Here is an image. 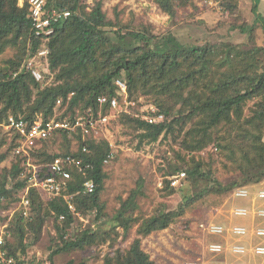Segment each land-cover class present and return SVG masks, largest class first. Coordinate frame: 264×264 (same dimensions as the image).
<instances>
[{"label": "trees", "instance_id": "1", "mask_svg": "<svg viewBox=\"0 0 264 264\" xmlns=\"http://www.w3.org/2000/svg\"><path fill=\"white\" fill-rule=\"evenodd\" d=\"M156 2L170 18L175 17V0ZM190 3L191 0H180L178 5L186 7ZM222 5L230 12L238 8L237 0ZM46 8L70 13L68 19L55 26V33L48 40L33 35L28 0L22 6L19 0H0V54L8 47L17 51L0 68V125L10 116L33 122L37 118L64 120L68 113L72 115L68 120L74 122L90 108L97 117L100 97L117 98L123 106L117 85L120 80L127 84L128 99L150 97L166 117L164 122L151 125L137 117L140 113H122L138 133L141 144L157 143L179 127L184 134L181 145L189 154L204 152L212 146L226 159V168L237 174L234 182L223 185L195 157L182 169L170 166L167 176L181 170L186 173L177 187H171L170 179L163 182L164 190L171 194L180 190L182 204L177 211L148 218L135 216L137 198L143 194L142 183L138 184L122 203L114 222L125 233L138 226L140 237L125 253L116 251L105 256L103 264H156L143 249V238L171 227L206 195L223 196L264 181V47L188 39L173 32L155 35L148 30L115 29L100 0L92 4L88 0H47ZM252 12L255 23L264 30L256 0ZM248 31L250 34L253 28ZM44 48L49 49V55L41 69L47 67L48 72L42 71L43 80L37 82L31 71L21 68L23 61L34 59ZM58 101L62 102L61 110L65 109L61 115H57ZM112 112L106 104L103 115ZM55 138L64 141V150L59 154L49 151V143ZM74 141L78 143L77 151L72 150ZM5 144L2 137L0 167L16 146L12 141L8 150L3 151ZM84 146L87 152H83ZM112 152L108 139L83 140L81 132L63 131L32 153L40 166L41 177L49 175V165L60 157L73 156L92 168L85 175L74 167L68 168L72 178L61 196L48 198L37 189L30 190L29 215L16 212L8 228L9 235L15 239L11 242L6 238V247L12 255L17 256L19 251L25 254L32 245L29 239L34 237L32 241H37L49 220L54 222L63 244L54 254L85 250L96 244L97 232L93 229L83 230L67 240L64 234L74 226L79 214L95 213L97 220L104 216L106 203L101 199L106 179L104 162ZM22 162L18 156L12 157L10 169L0 171V221L5 220L1 213L19 201L27 187V180L21 177ZM89 180L96 185L91 195L84 193L85 182ZM201 182L205 188L198 191ZM64 196L71 199L67 201ZM69 203L74 206V212ZM61 216L65 219L61 220Z\"/></svg>", "mask_w": 264, "mask_h": 264}, {"label": "rangeland", "instance_id": "2", "mask_svg": "<svg viewBox=\"0 0 264 264\" xmlns=\"http://www.w3.org/2000/svg\"><path fill=\"white\" fill-rule=\"evenodd\" d=\"M96 0H88L92 4ZM103 9L112 22L115 29L123 31L148 30L155 35H166L173 32L177 36L188 39H200L209 42L232 41L245 47H264V30L255 23L252 12L253 1L237 0L238 8L232 12L227 11L222 3L230 0H191L186 7H181L180 0H175L177 5L174 18L165 13L156 0H100ZM22 3L21 0H19ZM258 12L262 14L263 0H256ZM264 15H262L263 17ZM264 19V17H263ZM249 28L253 32L249 34ZM245 30V32L243 31ZM204 40V41H205ZM16 49L8 47L0 54V68L6 66L8 60L14 58ZM24 63V61H23ZM137 107H123L132 113H140L148 104H153L150 97L141 96L133 98ZM64 110L57 107V115ZM121 111H114L106 122L98 126L99 139H108L114 157L104 165L106 174L104 189L101 199L106 203L105 214L100 220L95 213L86 216L77 215L74 226L64 235L65 240L72 239L75 235L86 229L97 232V242L94 246L85 250L62 252L54 254L63 244L58 238L53 221H47L39 239H29L32 243L26 250L17 254H24L25 259L32 264H103L105 256L114 255L116 251L125 253L134 240L140 237L137 234L138 226H134L128 232L115 227L114 218L131 193L142 183V195L137 198L138 209L135 216L148 218L161 212L177 211L182 204V196L177 190L171 194L165 191L164 180L170 166L182 169L193 157L211 169L215 178L223 185L234 182L237 174L228 170L225 166L226 159L216 152L212 146L201 153L189 154L181 145L183 133L177 127L175 132L166 138H161L154 144H141L138 133L130 126ZM68 113L67 118L71 117ZM5 138L6 144L3 151L11 146V140L6 132L0 129V140ZM53 142V143H52ZM49 143V151L59 154L63 152V139L55 138ZM72 150H78V143L73 142ZM8 158L0 167V171L10 169L12 157ZM37 163L36 160H33ZM181 170L178 173H182ZM175 174V175H176ZM187 184V183H186ZM184 183V187H186ZM183 187V188H184ZM253 192L264 189V181L258 185L246 186ZM205 188L201 182L198 191ZM232 192L226 195H206L200 203L181 217L168 229L156 232L143 238V249L150 255L156 264H202L210 256L207 254V245L211 242H223L216 236H208L202 225L218 223L222 225H244L251 227L254 221L248 223L243 218H234L232 209L236 206H250L245 200L235 199ZM12 204V203H11ZM17 203L11 210L16 208ZM7 211V210H6ZM4 211L7 215L8 211ZM30 237V236H29ZM7 239L14 242L13 236ZM33 240V241H32ZM250 244V240L244 241ZM215 260H222L217 257ZM247 264H262L261 260L253 258L243 259Z\"/></svg>", "mask_w": 264, "mask_h": 264}, {"label": "built area", "instance_id": "3", "mask_svg": "<svg viewBox=\"0 0 264 264\" xmlns=\"http://www.w3.org/2000/svg\"><path fill=\"white\" fill-rule=\"evenodd\" d=\"M21 1L20 5L22 6L24 0ZM28 4L32 18V32L36 38L50 39L55 33V26L70 16L68 11L46 8L47 0H28ZM48 55L49 49H41L34 59H26L24 61L21 71H31L34 79L37 82H41L43 80L42 71L48 72L47 67L43 70L41 69V64ZM117 85L121 89L123 106L120 105L117 98L100 97L98 99L99 110L97 117L95 116V110L90 108L85 115L76 117L74 122H70L68 119L56 120L55 118H48L47 120L37 118L31 122L24 118L10 116L5 124L0 125V129L6 132L10 140L15 141L16 146L11 157L18 156L23 160L21 177L27 180V187L20 194L16 208L7 210V215L4 214V211L1 213L5 220L0 221V264H29L23 257L24 254L14 256L10 253L6 247V238L9 237L8 228L15 213L22 212L24 216L29 215L31 206V200L29 199L30 190L37 189L48 198L61 196L67 181L72 178L68 168L74 167L84 175L92 168L91 164H85L81 159L73 156L60 157L49 165V175L41 177L40 166L33 162L32 153L41 148L46 141L63 131L73 134L81 132L83 140L86 138L99 139L98 126L109 118V115H103V108L106 104L111 106L113 112L129 113L128 110H123V107H137L133 99H128L127 84L118 80ZM61 104L62 102L58 101V106ZM137 117H141L151 125L160 124L166 119L165 115L153 104L146 105L140 114H137ZM87 151V146H84L83 152ZM113 157L114 153L112 152L104 163L108 164ZM185 178V172L172 176L170 178L171 187L181 185ZM95 190L96 185L93 181L85 182V194L91 195ZM231 196L235 199L250 202V206L234 207L231 211L232 216L234 218L251 219L254 221V225L251 227L218 223L202 225L204 232L208 236H216L224 240L223 242H211L207 245L206 250L210 258L204 260L202 264H247L243 260L245 258H260L263 260L262 264H264V206L260 205L261 203L264 204V189L253 192L247 187H242L233 191ZM64 198L67 201L71 199L69 196H64ZM69 208L71 211H75L71 203H69ZM60 219L64 220L65 217L61 216ZM248 239L250 240L249 245L244 243ZM256 239L259 242H253ZM229 255L235 257L236 260H215L217 257H224L225 259Z\"/></svg>", "mask_w": 264, "mask_h": 264}, {"label": "crops", "instance_id": "4", "mask_svg": "<svg viewBox=\"0 0 264 264\" xmlns=\"http://www.w3.org/2000/svg\"><path fill=\"white\" fill-rule=\"evenodd\" d=\"M261 8H262L263 11H264V0H263V4H262ZM261 15H264V12H263ZM263 17H264V16H263ZM247 202H249V201H247ZM249 203H250V202H249ZM260 205H261V206H264L263 203H261ZM246 220H248V219H246ZM252 221H253V220L250 219V221L248 220V223H251ZM235 225H236V224H235ZM220 239H222V238H220ZM253 242H259V240L256 239V240H253ZM226 259H227L228 261H235V260H236L235 257H232V256H230V255L227 256V258H225V259H224V257H222V260H223V261L226 260ZM253 259H254V260H255V259L261 260L262 263H263V260L260 259V258H253Z\"/></svg>", "mask_w": 264, "mask_h": 264}]
</instances>
